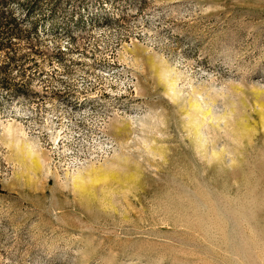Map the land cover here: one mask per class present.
Returning a JSON list of instances; mask_svg holds the SVG:
<instances>
[{
    "label": "rangeland",
    "instance_id": "obj_1",
    "mask_svg": "<svg viewBox=\"0 0 264 264\" xmlns=\"http://www.w3.org/2000/svg\"><path fill=\"white\" fill-rule=\"evenodd\" d=\"M0 45V264H264V0H0Z\"/></svg>",
    "mask_w": 264,
    "mask_h": 264
},
{
    "label": "bare ground",
    "instance_id": "obj_2",
    "mask_svg": "<svg viewBox=\"0 0 264 264\" xmlns=\"http://www.w3.org/2000/svg\"><path fill=\"white\" fill-rule=\"evenodd\" d=\"M92 97V96H91ZM63 107V106H62ZM89 107V106H88ZM79 109V108H78ZM83 109V108H82ZM62 110H64L65 111V109H62ZM70 110V109H69ZM86 110V109H85ZM93 110V109H92ZM81 111H83V110H81ZM80 111V112H81ZM90 111V110H89ZM94 111V110H93ZM75 113V112H74ZM79 113V112H78ZM82 113H84V112H82ZM92 113V112H91ZM57 114V113H56ZM55 114V115H56ZM60 114V113H59ZM76 114V113H75ZM93 114V113H92ZM63 115V114H62ZM85 115V114H84ZM31 116V115H30ZM88 116V115H87ZM92 116V115H91ZM63 117V116H62ZM65 117V116H64ZM76 117H77V115H76ZM84 117V116H83ZM89 117V116H88ZM79 118V117H78ZM82 118V117H81ZM63 119V118H62ZM76 119V118H75ZM58 120V119H57ZM83 120V119H82ZM82 120H79V121H82ZM64 121V120H63ZM71 121V120H70ZM85 121V120H84ZM45 122V121H44ZM47 122V121H46ZM65 122V121H64ZM73 122V121H72ZM100 122H102L103 123V121H100ZM99 123V122H98ZM102 123H101V125H102ZM47 124H52V128L54 129V127H53V123H51V120H50V123H48L47 122ZM69 124H70V122H69ZM63 125V124H62ZM66 124H64V126H65ZM44 126H45V124H44ZM55 126V125H54ZM61 126V125H60ZM70 126V125H69ZM69 126H68V128H69ZM99 126V125H98ZM103 126H105V125H103ZM42 127V126H41ZM59 127V126H58ZM72 127V126H71ZM74 127V126H73ZM80 127V126H79ZM44 128V127H43ZM49 128V127H48ZM51 128V127H50ZM63 128H65V127H63ZM75 128H77V127H75ZM100 128V127H99ZM6 129H8V127L6 128ZM5 129V130H6ZM67 128H65V130H66ZM98 129V128H97ZM44 131H45V129H43ZM48 130V129H47ZM73 130H75V129H73ZM50 131V130H49ZM52 131V130H51ZM56 131V130H55ZM80 131V130H79ZM81 131H83V130H81ZM88 131H90V130H88ZM95 131V130H94ZM93 131V132H94ZM101 131H103V130H101ZM54 132V131H53ZM70 132V131H69ZM76 132V131H75ZM86 132H87V130H86ZM92 132V131H91ZM90 132V133H91ZM97 132V131H96ZM9 133V132H8ZM7 133V135H9V134H11V133H9L8 134ZM40 133V132H39ZM83 133V132H82ZM98 133V132H97ZM86 134H88V133H86ZM96 134V133H95ZM101 134V133H100ZM12 136H13V133L11 134ZM11 135L9 136V137H11ZM45 135V134H44ZM47 135H50V134H47ZM47 135H45V136H47ZM68 135V137H69V134H67ZM93 135V134H92ZM92 135H91V137H92ZM105 135V134H104ZM51 136V135H50ZM74 136V135H73ZM83 136V135H82ZM93 136H95V135H93ZM98 136V135H97ZM101 135H99V137H98V147H97V149H96V151H94V152H92V153H87V155H83V154H81V153H79V151H77V150H75L74 151V149L72 148V146H71V148L69 147V146H66L67 144H66V140L68 139V138H66L67 136H66V133H64V129H62L61 127L59 128V130H58V132H57V135L55 136V139H54V141L52 142L53 143V146H52V149H53V159H52V162H53V164L52 165H54V167L55 168H58V170H60V171H62V173L64 172H66V173H68V172H76L77 170H79L81 167H83V166H85L86 164H88L89 162H92V161H97V160H100L102 157H104V156H106V155H108V154H110V152L114 149V145H115V143L111 140V139H108V137H106V138H104V137H100ZM107 136V135H106ZM71 137V136H70ZM78 137V136H77ZM88 137H90V136H88ZM47 138V137H46ZM97 138V137H96ZM52 139V137H50V140ZM70 139H72L73 140V138H70ZM81 139V138H80ZM83 139V138H82ZM81 139V140H82ZM17 140V139H16ZM49 140V141H50ZM78 140H79V138H78ZM89 140V139H88ZM97 140V139H96ZM18 141V140H17ZM16 141V142H17ZM74 142H76V141H74ZM85 142V141H84ZM93 143V142H92ZM82 144H84L83 142H82ZM75 145H76V143H75ZM77 145H79V144H77ZM81 145V144H80ZM87 145V144H86ZM89 145V144H88ZM93 145V144H92ZM92 145H90V147L92 146ZM94 145H95V143H94ZM82 146V145H81ZM79 146H77V148H78ZM86 147V146H85ZM89 147V146H88ZM94 147H96V146H94ZM30 148H32V147H30ZM76 148V147H75ZM83 148V147H82ZM32 150V149H31ZM80 150H81V148H80ZM83 150V149H82ZM90 150V149H89ZM91 151V150H90ZM30 154H31V152H30ZM92 164V163H91ZM54 169V168H53ZM79 177V176H78Z\"/></svg>",
    "mask_w": 264,
    "mask_h": 264
},
{
    "label": "trees",
    "instance_id": "obj_3",
    "mask_svg": "<svg viewBox=\"0 0 264 264\" xmlns=\"http://www.w3.org/2000/svg\"><path fill=\"white\" fill-rule=\"evenodd\" d=\"M2 48H3V46L0 45V49H2Z\"/></svg>",
    "mask_w": 264,
    "mask_h": 264
}]
</instances>
